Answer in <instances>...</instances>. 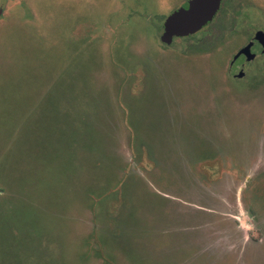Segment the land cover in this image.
<instances>
[{
  "label": "rangeland",
  "instance_id": "374dc122",
  "mask_svg": "<svg viewBox=\"0 0 264 264\" xmlns=\"http://www.w3.org/2000/svg\"><path fill=\"white\" fill-rule=\"evenodd\" d=\"M184 1L0 0V264H264V0Z\"/></svg>",
  "mask_w": 264,
  "mask_h": 264
},
{
  "label": "water",
  "instance_id": "95a60500",
  "mask_svg": "<svg viewBox=\"0 0 264 264\" xmlns=\"http://www.w3.org/2000/svg\"><path fill=\"white\" fill-rule=\"evenodd\" d=\"M223 0H191L188 9L181 8L173 12L164 23V34L162 42L172 44L174 37H187L196 34L203 30L209 23H212L221 7ZM255 41L261 47V53L264 54V31H258L255 36ZM254 43L243 48L238 56H245L248 63L256 59V54H253L251 49ZM245 72L241 71L237 74V78L245 77Z\"/></svg>",
  "mask_w": 264,
  "mask_h": 264
},
{
  "label": "flooded vegetation",
  "instance_id": "af4514ba",
  "mask_svg": "<svg viewBox=\"0 0 264 264\" xmlns=\"http://www.w3.org/2000/svg\"><path fill=\"white\" fill-rule=\"evenodd\" d=\"M190 1H191V0H185L184 3H183L180 7H178L176 10H174L173 12H176V11H178V10L181 9V8L188 9ZM223 3H225V0L222 1V4H221V7H220V10H219L217 16L221 13V11H222V9H223ZM173 12H172V13H173ZM172 13H171V14H172ZM165 21H166V20H165ZM214 21H215V20H214ZM235 26H238L237 23L235 24ZM208 27H209V26H208ZM208 27H206V28H208ZM206 28H204V29H206ZM258 31H262V30H258ZM200 32H202V30L199 31V32H197V33H200ZM197 33H196V34H197ZM163 34H164V30H163ZM163 34H162V35H163ZM254 34H256V32H255ZM194 35H195V34H194ZM191 36H193V35H191ZM191 36H187V37H174V38H173V42L175 41V39H182V38L186 39V38H189V37H191ZM255 36H256V35H255ZM161 37H162V36H161ZM252 39L255 40V37H254V38L252 37ZM173 42H172V44H173ZM250 43H252V41H250V42L248 43V45H249ZM244 47H245V46H244ZM244 47H243V48H244ZM246 47H247V46H246ZM257 47L262 48L261 45H260L258 42H254V45H253L251 51L254 52V51L257 49ZM243 48H242V49H243ZM256 58H257V57H256ZM241 59H242V60H241ZM240 60H241V62H240L239 64H237L236 67H241V69H244V66H245L246 64L244 65V64H243V61H247V60H246V57H245V56H241V57H240ZM255 60H256V59H255ZM255 60H254V61H255ZM254 61H252V62H254ZM252 62H251V63H252ZM248 64H250V63H248ZM241 69H239V71H240ZM245 69H247V68H245ZM236 76H237V75H236ZM246 76H247V74H246ZM246 76H245L244 78L239 79V80H243V79H245Z\"/></svg>",
  "mask_w": 264,
  "mask_h": 264
}]
</instances>
